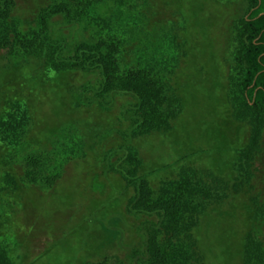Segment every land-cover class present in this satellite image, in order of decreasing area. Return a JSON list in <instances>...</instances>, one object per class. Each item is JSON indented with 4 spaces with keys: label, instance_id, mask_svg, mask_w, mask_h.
<instances>
[{
    "label": "rangeland",
    "instance_id": "1",
    "mask_svg": "<svg viewBox=\"0 0 264 264\" xmlns=\"http://www.w3.org/2000/svg\"><path fill=\"white\" fill-rule=\"evenodd\" d=\"M62 1L15 0L20 29L38 30L41 11ZM248 6V0H129V6L102 1L89 7L80 22L51 19L50 35L66 43L113 39L121 67L140 61L161 73L168 98L185 68L179 81L183 110L173 129L125 143L129 123L122 111L133 99L115 96L107 109L85 103L92 97L87 89L99 86L98 71L63 70L48 84L22 74L4 82L3 77L27 59L21 52L0 48V113L8 109L10 96L9 103L24 99L34 109L33 124L19 147L10 154L0 150V164L13 171L26 195L25 209L11 222L19 229L18 264H97L112 259L129 264L134 246L147 248L143 224L156 218L138 217L128 209L135 188L115 169L126 153L114 152L125 144L143 163V172L153 175L155 193L182 175L199 187L214 182V177L229 185L228 197L204 214L196 229L208 264H241L249 229L257 240L264 239L262 214L250 219L248 197L233 192V165L258 121L261 135L249 169L254 174L253 195L264 198V109L256 118L238 88V24ZM187 28L190 58L184 63ZM183 156L191 159L177 163ZM2 176L0 171V182ZM111 214H123L124 219L108 220L122 233L104 226L103 219Z\"/></svg>",
    "mask_w": 264,
    "mask_h": 264
},
{
    "label": "trees",
    "instance_id": "2",
    "mask_svg": "<svg viewBox=\"0 0 264 264\" xmlns=\"http://www.w3.org/2000/svg\"><path fill=\"white\" fill-rule=\"evenodd\" d=\"M102 1H122L129 6V0H64L41 11L38 30L27 31L20 29L16 21L15 0H0V48L21 52L27 59V63H22L14 72L5 75L4 82L22 74L27 79H41L44 84H48L50 79L63 70H96L100 74L99 86L87 89L86 92L92 97L85 100L86 104L95 102L107 109L114 105L115 96L125 95L133 99L122 111V116L129 123L128 130L123 135L124 143L155 132L166 134L173 129L174 121L183 110V86L179 81L184 76L185 68L178 75L174 92L168 98L161 73L144 67L140 61L121 67L118 59L119 46L113 39L90 38L78 43H66L54 39L49 33L52 18L60 16L70 24L80 22L89 7ZM248 5L246 15L238 24L241 40V76L238 88L246 106L259 119L264 109V0H248ZM183 32L188 37L185 38L188 45L183 47L186 63L190 58V37L188 28ZM37 69H42V73L38 74ZM10 97L6 103L8 109L0 113V150L3 149L8 154L19 147L34 118V109L28 101L15 99L9 103ZM257 122L252 125L249 141L240 149L238 160L233 165L237 178L233 192L248 197L250 219L261 214L264 219V198L261 200V196L253 195L255 186L251 180L254 174L249 169L261 135V126ZM127 147L126 144L122 145L114 152L126 153L117 166L115 164V169L135 188L128 209L138 217L156 218V221L143 224L146 231L144 247L146 245L147 248L142 250L134 246L129 254V264H208L196 229L203 215L228 197L227 192L231 189L229 185L214 177V182L204 183L199 187L191 177L182 175L178 180L164 183L159 193H155L151 186L153 175L143 172V163ZM112 155L111 152L107 158ZM2 159L0 154V160ZM189 159L191 156H183L177 163L181 164ZM0 171L5 176H2L0 182V264H18L17 228H13L11 222L25 209L23 203L26 195L12 170L0 164ZM33 181L37 182L34 178ZM198 193L200 199L195 201ZM114 216L124 219L123 214H111L103 219V224L107 229L122 233V230L108 225V220ZM119 245L123 248L122 236ZM97 264L125 262H113L112 259ZM241 264H264V239L257 240L251 229L244 237Z\"/></svg>",
    "mask_w": 264,
    "mask_h": 264
}]
</instances>
